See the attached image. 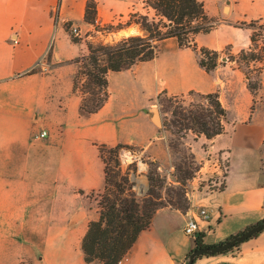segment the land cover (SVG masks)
Segmentation results:
<instances>
[{
    "label": "crops",
    "instance_id": "1",
    "mask_svg": "<svg viewBox=\"0 0 264 264\" xmlns=\"http://www.w3.org/2000/svg\"><path fill=\"white\" fill-rule=\"evenodd\" d=\"M97 2L104 22L131 11L139 0ZM204 2L223 23L197 34L199 47L230 46L234 55L249 49L253 30L235 25L264 20V0ZM86 3L0 0V264H101L87 262L82 248L89 222L98 217V208L85 196L105 184L96 143L132 144L167 161L166 136L148 111L161 93L219 92L228 109L226 130L213 139L202 135L195 144L206 145L207 154L229 151L226 185L194 200L188 211L158 209L119 264H184L196 244L184 228L200 205L211 213L209 221H200L208 246L264 220V70L261 88L253 93L245 67L228 59L208 73L196 52L168 39L155 59L111 73L109 100L99 112L83 115L81 97L73 92L72 60L85 53L84 43H74L64 23L92 29L84 21ZM258 43L262 46L263 37ZM50 52V70L24 74L45 67ZM42 130L47 137L37 136ZM194 264H264V230L227 253L200 256Z\"/></svg>",
    "mask_w": 264,
    "mask_h": 264
},
{
    "label": "trees",
    "instance_id": "2",
    "mask_svg": "<svg viewBox=\"0 0 264 264\" xmlns=\"http://www.w3.org/2000/svg\"><path fill=\"white\" fill-rule=\"evenodd\" d=\"M144 2L147 7L146 14L132 9L128 14V20L124 22L114 23L112 20L103 23L99 21L97 0H87L84 21L93 26V31H89L85 38L80 35L78 29L77 32H71L72 21L64 23L71 40L74 43L85 42L86 45V52L72 60L76 65L73 92L81 97V114H94L105 106L110 97L111 73L125 71L155 59L161 52L162 43L168 39H175L180 48H190L196 52L199 66L208 73L226 64L222 57L224 53L229 52V61H235L240 68H246L249 90L253 93L259 91L262 85L259 75L264 70V20L235 25L250 28L253 32L250 48L234 55L230 46L223 50H215L199 47L197 44V34L209 33L223 23V20L208 13L204 0H144ZM151 12L153 16H150ZM131 26L139 28L141 33L130 34L113 42L92 40L96 33L106 29L108 33H117ZM262 37L263 44L260 46L258 41ZM251 63L254 66L251 67ZM37 72H39L37 68L33 67L24 74ZM253 72L257 74L255 81L251 78ZM193 93L197 92L189 91V94ZM197 94L203 103L194 104L191 108H186L182 98L174 95L172 101L177 105L173 110L175 120L171 122L172 129L167 127L165 122L163 126L179 138H185L187 132H192L195 139L202 135L207 139H213L225 132L228 109L221 102L218 91ZM96 145L105 164V184L102 189L91 192L88 196L97 200L98 217L89 222L82 240V248L87 262L119 264L131 250L139 234L150 227L158 209L171 207L184 210L162 202L160 191L167 181L159 171L157 160L149 162L154 168L147 175L148 188L146 192L139 194L135 188L138 176L137 163L134 162L124 170L120 161V151L123 148L134 150L137 146L127 143ZM244 231L230 236L223 243L235 240ZM203 237V234H199L195 239V247L187 255L185 263L194 251L209 247L204 244ZM241 243L236 242L223 253L231 251ZM199 257H196L194 262Z\"/></svg>",
    "mask_w": 264,
    "mask_h": 264
},
{
    "label": "rangeland",
    "instance_id": "3",
    "mask_svg": "<svg viewBox=\"0 0 264 264\" xmlns=\"http://www.w3.org/2000/svg\"><path fill=\"white\" fill-rule=\"evenodd\" d=\"M133 10L141 14H146L147 7L144 0H139L138 5L133 8ZM129 12L130 11H127L125 13H121L120 15H116L112 19L106 20L103 23H109L112 20L114 21V23H117L119 21L124 22L128 20ZM150 16H153V12L150 13ZM56 20L58 19L56 18ZM132 27L134 28L133 33L129 32L128 28H125L117 33H108V30L106 29L103 32L96 33V37L92 38V40L113 42L130 34L141 33L139 28H137L136 26ZM74 28H77L80 35L84 38L90 30L93 31V28L90 29L91 27L89 29L84 28L82 31H80V27L75 26L73 23L70 28L71 32L74 30ZM83 43L84 52H86L85 42ZM174 43L176 44V41ZM168 44H170L168 46H171V43ZM163 48L164 47L162 46L161 49ZM228 54L229 52L224 53L222 60L228 58ZM51 61H53V59L50 52L48 55V63L45 65V67H36L37 70H50L52 68L50 64ZM256 77L257 74L253 72L251 74L252 81H255ZM173 96L174 95L162 93L160 97L155 98L148 105L149 119L154 124L161 127V129L163 130L161 136H166L164 141L170 154L168 160L161 161L144 151V149L135 147L134 150L123 148L120 151V161L124 170H126L134 162L137 163L138 176L136 177L137 184L135 188L139 194H143L148 188L147 175L149 171L154 168V166H151L149 162L157 160L159 162V171L167 181L165 187L160 191L163 197L162 202L167 205L172 204L175 207L182 208L184 211H188L192 206L193 200L202 199L206 196V191H204L203 189L204 183L202 180L208 178L211 173H208V168L202 169V167L204 166L205 158L207 156L206 145L202 146V148L200 147V145H196L195 140H198V138L195 139V135L192 132H187L186 140H183L182 138H179L177 135L173 134L171 130L165 129L163 126L165 122L166 125H168L167 127L172 129L170 125L171 122L175 120V117L173 116V110H175L177 105L172 101ZM177 96L179 98H182L183 104L186 108H191L194 104L198 105L199 103H203V100L197 93L189 94V92H187ZM155 116L158 117L159 124L155 122ZM192 144H194L195 147L194 151L192 149ZM89 195L90 193L87 194L85 198H89ZM89 202L93 204L94 207L98 208L97 200L95 199V197L91 199L89 198Z\"/></svg>",
    "mask_w": 264,
    "mask_h": 264
},
{
    "label": "built area",
    "instance_id": "4",
    "mask_svg": "<svg viewBox=\"0 0 264 264\" xmlns=\"http://www.w3.org/2000/svg\"><path fill=\"white\" fill-rule=\"evenodd\" d=\"M77 32V28H74ZM17 42V40H14ZM228 58H225L224 61H227ZM40 138H45L48 136L46 130H42L37 135ZM203 168H208V173L211 175L208 178H205L203 181V189L206 191V194H214L224 189L226 185L227 175L230 168V154L226 149L210 152L207 154L204 162ZM194 201V200H193ZM211 219V213L206 206L200 205L197 208L195 215L191 216L187 221L184 232L192 237L197 238L201 231L200 221L207 222ZM210 230V226H208Z\"/></svg>",
    "mask_w": 264,
    "mask_h": 264
},
{
    "label": "water",
    "instance_id": "5",
    "mask_svg": "<svg viewBox=\"0 0 264 264\" xmlns=\"http://www.w3.org/2000/svg\"><path fill=\"white\" fill-rule=\"evenodd\" d=\"M128 30L131 33L134 32V28L132 26L128 27ZM154 120L157 124H159V119L157 116L154 117ZM263 230H264V220L246 229L242 234H240L235 240L231 242L223 243V244L216 245V246H209V247L194 251L190 255L188 261L185 264H193L195 258L198 256L221 254L225 252L226 250L230 249L231 247H233L236 244V242L246 241L249 238L253 237L254 235H257L258 233L262 232Z\"/></svg>",
    "mask_w": 264,
    "mask_h": 264
}]
</instances>
